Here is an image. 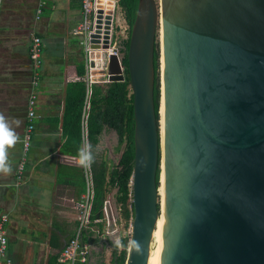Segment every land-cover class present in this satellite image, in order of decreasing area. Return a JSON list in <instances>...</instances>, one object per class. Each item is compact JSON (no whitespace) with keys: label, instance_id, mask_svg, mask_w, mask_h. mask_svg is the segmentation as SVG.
I'll return each mask as SVG.
<instances>
[{"label":"water","instance_id":"95a60500","mask_svg":"<svg viewBox=\"0 0 264 264\" xmlns=\"http://www.w3.org/2000/svg\"><path fill=\"white\" fill-rule=\"evenodd\" d=\"M96 1L99 33L113 0ZM159 22L163 264H264V0H138L127 48L121 60L109 56L106 70L107 82L123 81L126 58L134 117L124 264H147L158 217L153 61ZM105 212L111 223L108 201Z\"/></svg>","mask_w":264,"mask_h":264},{"label":"crops","instance_id":"0c3cea01","mask_svg":"<svg viewBox=\"0 0 264 264\" xmlns=\"http://www.w3.org/2000/svg\"><path fill=\"white\" fill-rule=\"evenodd\" d=\"M39 1L0 0V113L20 136L8 153L12 174H0V215L9 216L5 228L10 264H59L60 250L75 233V201L85 192L83 167L78 164L74 144L65 143L62 127L68 86L83 81L86 73L83 37L73 34L83 19L82 0H42L44 5L36 18ZM33 34L43 41V63L29 158L19 181L16 170L27 126L26 102L32 73L29 45ZM82 63L84 74L80 73ZM94 64L103 67V60ZM101 70H93L95 79L100 80ZM17 120L18 127L14 123ZM112 136L115 157L109 146ZM87 142L84 134L83 145ZM121 150L116 130L104 125L93 147L96 163L102 159L108 160V165L117 162ZM114 192V188L108 192L105 201L110 202ZM105 219L106 212L104 217L92 220L84 235L89 245L88 259L78 264H111Z\"/></svg>","mask_w":264,"mask_h":264},{"label":"trees","instance_id":"16d2710c","mask_svg":"<svg viewBox=\"0 0 264 264\" xmlns=\"http://www.w3.org/2000/svg\"><path fill=\"white\" fill-rule=\"evenodd\" d=\"M138 0H118V5L123 12L124 19L128 25V30L133 23ZM128 39L120 41V46L124 52L127 48ZM122 62L125 66V79L123 81H113L105 84L93 85V98L88 117V139L92 147L98 141V134L104 125L113 128L118 134V147L122 145V153L117 162L108 165V160L102 159L100 163L93 164L95 197L93 202L92 219L105 216L104 202L106 195L111 189H116L114 193L115 203L124 207L126 215L132 217V204L129 201L130 176L132 172V162L134 155L133 130L134 117L132 99L129 91V82L126 69V58L123 56ZM80 73L84 74V63L80 66ZM153 67L154 79V104L156 116L159 115L158 98L160 101V87L158 81V57L157 50L154 52ZM86 96V83L77 81L69 84L66 92L64 111L62 116V127L66 134V144L73 143L74 152L78 154L79 148L84 142L83 112ZM160 118V115H159ZM63 149H66L64 147ZM161 159L163 157L161 156ZM162 170L159 168V171ZM83 175V174H82ZM161 178V175H160ZM157 173V180L159 179ZM82 185L85 190V177L83 175ZM130 205V207H129ZM120 245L123 249L116 251V243H112L111 264H124L126 259V249L128 247L129 236L120 238ZM61 264V263H59Z\"/></svg>","mask_w":264,"mask_h":264},{"label":"built area","instance_id":"2783aa9c","mask_svg":"<svg viewBox=\"0 0 264 264\" xmlns=\"http://www.w3.org/2000/svg\"><path fill=\"white\" fill-rule=\"evenodd\" d=\"M43 5L44 1L40 0L36 8V18H39ZM96 5V0H82L83 19L82 22L73 30V34L83 37L82 43L85 48L86 73L82 79L86 83V96L83 112V129L86 141H88V117L93 98V85L97 82L107 83L106 70L107 61L110 55H116L118 59L121 60L123 51L120 46V41L121 39H124L121 38V33L123 34V32L127 29V26L124 24L126 22L124 16L121 19V22H115L114 14L115 10L117 8L119 9V5L118 0H113V14L110 15L111 17H108L105 12L102 13L100 18L101 21L99 23L100 27L97 28L99 29V33H96L95 30L98 24ZM103 5L106 6V3L104 2ZM103 10H105V7ZM117 27L118 30L115 31V28ZM115 32L120 33V35L118 36L117 34L116 37H114L113 35ZM105 43L108 45L106 48H104ZM42 52V40L39 36L33 34L29 45V58L32 73L30 78V91L26 102L27 126L25 127L23 133L21 154L16 170V176L19 181L22 180L25 174L33 131L35 128L34 120L37 117L36 105L39 94L40 69L43 63ZM103 54H105V57H103ZM102 60H106L103 67L95 66L94 63L96 61ZM97 68L104 71V73H101L102 77L100 80L95 79V73L93 74V70ZM83 171L86 180V189L80 199L75 201V208L77 210V225L75 233L68 239L57 256V261L64 264H78L80 262H86L88 259L89 245L86 243L84 235L93 220L92 210L95 197V182L93 166L88 169L83 168ZM129 196V201L131 202V188ZM105 203L106 201L104 202V206ZM7 221H9L8 214L2 213L0 215V264H10V260L6 257L7 235L5 223Z\"/></svg>","mask_w":264,"mask_h":264},{"label":"rangeland","instance_id":"374dc122","mask_svg":"<svg viewBox=\"0 0 264 264\" xmlns=\"http://www.w3.org/2000/svg\"><path fill=\"white\" fill-rule=\"evenodd\" d=\"M157 0H155L156 2ZM123 12L121 11V8L119 7V9L117 8L115 10V14H114V19L115 22H121L122 18H123ZM115 24V23H114ZM127 26V29L123 32V34L121 33V38H127L128 34H129V30H128V25L125 22L124 23ZM118 30V27L115 28V31ZM118 34V36L120 35V33L115 32L114 33V37H116V35ZM156 49H157V57H158V81H159V87H160V98H161V60H160V49H159V32L158 34L156 33ZM160 107L162 108V101L160 100ZM160 130L161 133H163V126H162V116L160 117ZM163 136V134H162ZM111 143H110V148H111V152L113 154V157H115V151H114V146L113 144H115V137H111ZM118 154V152H117ZM163 172V170H162ZM162 177V175H161ZM113 189L110 190V192ZM114 195V194H112ZM160 196H161V191H160ZM125 209L124 207H120L118 206L115 201H114V196H111L110 198V202H109V211H110V217H111V223L109 222V220L105 219L106 222V231H107V236H106V240L105 243L108 244V249L110 250V252H113L114 247L112 246V243H116V241H119L121 237L123 236H129V241H130V230H131V224H132V218L131 216H127L125 213ZM128 247H129V242H128ZM128 247L126 249V252L128 250ZM122 248V246L120 245L119 247H117L116 251L119 252ZM127 255V253H126Z\"/></svg>","mask_w":264,"mask_h":264},{"label":"bare ground","instance_id":"6f19581e","mask_svg":"<svg viewBox=\"0 0 264 264\" xmlns=\"http://www.w3.org/2000/svg\"><path fill=\"white\" fill-rule=\"evenodd\" d=\"M159 32V49H160V35H161V26L160 22L157 27L156 33ZM43 43V41H42ZM160 51V60H161V50ZM162 101V61H161V98ZM159 115L162 116V126H163V133L160 130V118L158 121V130H159V143H160V162L159 168L162 170L159 171V178L160 175L162 177L160 180L158 179V217L155 223L154 230L152 232L151 241H150V248L148 254L147 264H163V255H164V248H165V227H166V214H165V187H164V122H163V112L162 108L160 107L159 101ZM163 134V136H162ZM161 156L163 159H161ZM161 191V196H160Z\"/></svg>","mask_w":264,"mask_h":264},{"label":"clouds","instance_id":"9594fccd","mask_svg":"<svg viewBox=\"0 0 264 264\" xmlns=\"http://www.w3.org/2000/svg\"><path fill=\"white\" fill-rule=\"evenodd\" d=\"M19 126V121L14 122ZM20 140L19 134L12 127V123L3 113H0V174L8 176L13 172L12 165L9 162V149L14 148ZM98 152V149H97ZM96 162V153L90 143H85L78 150V164L79 166L88 169ZM116 246H120V241H116ZM137 253L139 254L141 246L134 244Z\"/></svg>","mask_w":264,"mask_h":264}]
</instances>
